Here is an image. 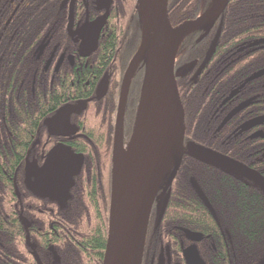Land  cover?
<instances>
[{
	"label": "trees",
	"instance_id": "1",
	"mask_svg": "<svg viewBox=\"0 0 264 264\" xmlns=\"http://www.w3.org/2000/svg\"><path fill=\"white\" fill-rule=\"evenodd\" d=\"M10 1L0 0V264H36L27 246V235L42 264H102L111 194V169L106 163L112 152L122 75L140 41L138 0H114V11L104 28L100 48L88 60V87L79 88L75 79V86L67 84V91L64 85L58 90L47 83L43 75L34 76L33 71L26 69L37 61L35 50L50 32L59 0H28L27 6L22 5L17 12L10 7ZM203 1L169 0L171 25L176 27L197 18L215 2L211 0L203 6ZM219 34L199 78L192 81L190 75L187 82L183 77L184 83H177L185 110V136L204 142L264 177V126L258 145L252 139L240 142L232 137L220 147V141L210 142V138H204L209 136L208 131H214L216 124L212 122L204 127L198 122L215 105L212 90L226 87L227 67L222 59L230 56L231 51L244 53L240 57L243 62L228 71L235 82L247 70L253 72L250 77L264 78V0H230L221 16ZM206 39L209 44L212 35ZM204 41L198 43L197 34L187 36L179 47L180 59L192 56L188 50L194 45L200 46L197 57L202 61L207 50ZM42 67L43 64L41 70ZM105 73L110 74L108 96L89 103L85 112L86 139L83 144L74 146L76 152L83 153L85 164L75 177L69 200L59 206L47 199L35 198L25 187L23 164L36 139L44 141L46 138L43 121L73 92V99L79 98H75V94L81 92L82 98L93 99ZM215 76L216 83H211ZM142 78L143 62L130 83L129 120L136 104L138 106ZM53 89L60 96L53 98ZM225 123L216 126V130L221 131ZM187 157L181 160L170 187L161 223L158 226L154 221L151 223L149 246H159L156 243L162 242L164 233H177L183 228L201 233L206 243L219 250L211 264H264L263 191L238 176ZM193 184L203 192L209 207L198 197ZM20 215L30 224L28 233L20 222ZM175 246L179 247V243ZM206 247L199 244L200 251ZM206 257L210 263L209 256Z\"/></svg>",
	"mask_w": 264,
	"mask_h": 264
},
{
	"label": "water",
	"instance_id": "2",
	"mask_svg": "<svg viewBox=\"0 0 264 264\" xmlns=\"http://www.w3.org/2000/svg\"><path fill=\"white\" fill-rule=\"evenodd\" d=\"M96 3L106 10L105 15L76 33L81 40L80 55L83 57L97 50L98 40L106 24L112 0H96ZM138 3L141 17V42L127 66L120 88L114 136V170L108 237L102 264H142L153 203L168 177L164 187V192H167L176 175L183 152L184 111L176 77L191 70L195 65L186 64L175 69L176 51L189 32L199 28L208 32L224 13L229 0H216L202 16L196 20L186 21L175 28L169 22L168 0H138ZM70 21H72L71 15ZM69 32L71 34L70 29ZM216 41L217 38L208 50L203 67L213 53ZM142 59L145 64L143 91L140 112L131 137L132 145L142 133L143 137L138 143L136 154L130 157L123 176L118 177L116 161L122 136L124 111L131 78ZM108 88L109 79L105 75L97 86L94 99L100 101L104 98ZM88 102L89 100L68 105L60 109L54 117L45 120L43 125L50 136L59 134L58 132L64 127H68L72 133H75L77 129L69 127L70 117L82 114L87 109ZM152 114L154 118L150 123L151 126L145 128ZM258 124L261 122L259 121ZM187 149L189 157L206 166L222 169L228 174L238 176L249 184L253 183L264 193V177L248 166L193 143H190ZM82 166V156L74 155L70 149L58 145L48 153L46 162L41 168H38L34 162L26 164L25 183L35 196L49 198L63 204L69 199V190L74 185V177L80 174ZM171 169L174 171L171 172ZM32 177L35 179L34 183L31 181ZM193 188L202 202L209 207L200 188L196 184H193ZM168 200L169 193L157 206L156 226L162 221ZM20 222L28 232L30 224L22 215H20ZM181 230L190 241L198 242L202 239L201 234ZM27 245L31 248L37 264H41L34 245L30 244L29 236H27ZM185 257L188 264L192 263L193 257L199 262L194 247L189 248ZM55 259L59 261L57 257Z\"/></svg>",
	"mask_w": 264,
	"mask_h": 264
},
{
	"label": "flooded vegetation",
	"instance_id": "3",
	"mask_svg": "<svg viewBox=\"0 0 264 264\" xmlns=\"http://www.w3.org/2000/svg\"><path fill=\"white\" fill-rule=\"evenodd\" d=\"M27 1L28 0H11L10 7L14 8V12H17L22 5L23 7L27 6L26 4ZM59 3H58L59 6L56 8L55 21L51 22L52 26L50 28L49 34L44 37L42 42L38 44L35 50L34 54H35V59L37 61L32 62V65L26 67V69L28 71H33L34 76L43 75L45 78H47V83L50 82V85L58 90H60L61 86L64 85L65 91H67L68 88L67 84L70 87L75 86L74 85V83L76 82L75 79H77L76 85L80 84L79 88L86 89L89 85V82L87 80V71H86L88 67L87 65L88 60L98 52L100 45L103 41L101 37L104 30L102 31L101 36L98 40L97 50L87 57H83L80 55L81 40H79V36L76 35V33L81 31L89 23H92L98 18L104 16L106 10L103 9L101 6H99L96 3V0H59ZM113 3L114 0H112V3L110 5L108 17L106 21H108L111 18L112 13L114 11L115 5L113 6ZM70 15L72 21H70ZM201 15H199L198 17H200ZM220 20H221V16L208 32H206L203 28H200L192 31L187 35V36H191L197 34L198 43L207 40L206 38L212 35V39L210 40L209 44L207 41H204L203 46H206L207 50L205 57L202 61H199L197 57L200 50V46L192 45L188 50V54L189 55L192 54V56L188 58L185 57L183 60L180 59L181 50H179L178 48L176 54L175 69H178L186 64H194L195 66L191 70L185 72L184 74L177 76L176 77L177 83L180 82L184 83V80H181L183 77H185V82H187V77L190 75H191L190 77L191 80L196 81V79H198L199 76L202 74V72L205 69V67H203V62L207 56L208 50L212 45L213 41L216 38L217 41L219 39ZM69 29L71 30V34L69 32ZM231 44L233 45L234 43L231 42ZM236 54L239 55L235 56ZM243 55L244 53L241 54L239 50L236 52L231 51L230 56L224 57L222 59L227 67V71L225 72V75H227L226 87L221 89L216 87L212 90V97L215 105L212 106L211 111L206 116L202 117L204 118L202 121L198 120V122L202 124L204 127H209V125L212 122H214V124H216L217 127L220 124H223L224 121L226 122L221 131L216 130V126H215L214 131L213 130L212 131L210 130L208 132L206 131L209 134V136L204 137V138H210L209 139L210 142L220 141V147L221 145H224L226 141L232 137L237 138V140H240V142L252 139V142L258 145L263 134L262 129L264 126V78L261 76L256 77V75L255 77L252 76L254 77L252 78L250 76L253 74V72H249V70H247L245 73H242L241 74L242 77L235 82L231 76V73L228 74V71L231 67H233L235 64L239 62H243L242 59L240 58L243 57ZM42 64L43 67L41 70ZM251 68H254V66H252ZM105 74H107L110 77L109 73H105ZM112 75L115 76L114 73H112ZM215 79H217L216 76L211 80V83H216L217 80ZM110 86H111V82L109 85V89ZM109 89H108V93H109ZM32 91H34V89H32ZM108 93L106 97L108 96ZM56 95H58V92L55 91V89H53L51 91V96L54 98ZM73 95L74 92L68 96V98L66 99L67 101H65V103L63 102V104L60 105L56 109V111L45 120L54 117L60 109L68 105H74L79 102L89 100L82 98L83 92H81L80 94H75V98L79 97L76 99H73ZM88 106L89 104L87 105V109ZM86 110L82 112V114L80 115H72L70 117L69 127L73 129H77L75 133H72L71 129H68V127H64L62 131L58 132L59 134L50 136L47 128H44L45 136H46L44 141L40 139H36L35 143L32 145V148L26 154V158L23 164L24 181L26 179V164L34 162L38 166V168H41L46 162L48 153L53 148L58 147V145H62L65 148L70 149L74 155L82 156L83 166H84L85 160L83 153L76 152L74 150L75 148L74 146L77 144L78 145L83 144L84 143L83 140L86 139V135L84 134L85 131L84 125L87 122V115H85ZM117 110H118V106H117ZM127 110H128V106L126 107L124 113L121 143L119 145L117 161H116L117 164L119 162V157H121L123 153V149L125 148V145L127 144V142L130 141L131 135L133 133L132 129L131 131L127 130V128L129 127L133 128V126H131V123L129 121ZM184 114H185V110H184ZM116 118H117V113L115 117V124H116ZM259 121L261 122V124H258ZM114 136H115V126L112 135V141H113L112 152L110 154L109 161L106 163V166L108 165V168L111 169V187H112V175L114 170V159H113ZM217 136H218V140H217ZM50 143L52 145H49ZM188 143L199 144L200 146L206 149L222 154L221 151L219 152V150L204 145L203 144L204 142L187 139L185 136V140H184L185 147L186 144ZM259 152L260 151H258L257 153ZM183 155L184 156L182 159L185 161L186 158H188L187 156L185 157V150ZM249 156H251V154H249ZM88 175H91V172ZM31 181L33 183L35 182L34 177L31 178ZM167 181L168 178L165 180L153 203L150 222L146 233V244L144 248L145 250L142 259V264H188L187 259L185 257V253L191 247L195 248V251L199 258V262H197V259H195L196 258L195 255V258L194 257L191 258L192 259L191 264H211V260L215 259V252H219V250L216 249L211 243H206L205 238L201 233H198L201 234L202 236V239L198 242L190 241L189 239H187L186 234L181 230H179V232L177 233L176 232L164 233L162 235V242L159 244L156 243V245L159 246H154L153 248L149 246L148 232L149 229L151 228V223L155 219L157 206L159 205V203L162 202V199L166 196V193L164 194L163 192L164 190L163 188L167 183ZM34 197L38 199H47L51 203L57 204L59 206L65 204V202H63V204H60L56 200H51L45 197H39V196H34ZM181 236L183 237L182 239H180ZM176 243H179V247L175 246ZM199 244H202L203 247L206 246L207 247L200 251ZM206 255L209 256L210 263L207 262ZM55 258L53 256V259L56 261ZM56 262L59 263V261Z\"/></svg>",
	"mask_w": 264,
	"mask_h": 264
},
{
	"label": "bare ground",
	"instance_id": "4",
	"mask_svg": "<svg viewBox=\"0 0 264 264\" xmlns=\"http://www.w3.org/2000/svg\"><path fill=\"white\" fill-rule=\"evenodd\" d=\"M190 33V32H189ZM188 33V34H189ZM186 34V33H185ZM184 34V35H185ZM188 34H186V35H188ZM185 35V36H186ZM142 62V60L139 62V63H141ZM154 111V107L152 108V112ZM153 118H154V115L152 114V116H151V118L149 119V121L147 122V125L145 126V128H149L151 125H150V123L152 122V120H153ZM150 125V126H149ZM139 149H140V146H139ZM137 150H138V144H135V142H134V144L131 146V150H130V153H129V155L126 157V159H125V163H124V165L123 166H118V177H121V176H123V174H124V169L126 168V166H127V163H129V161H130V157L131 156H133V155H135L136 154V152H137ZM185 150V155H187L188 156V149H187V147L184 149ZM184 150H183V154H184ZM180 166V165H179ZM174 171V169H171V172H173ZM177 171H178V169H177ZM145 244H146V240H145ZM145 250V249H144ZM143 255H144V251H143ZM143 259V258H142Z\"/></svg>",
	"mask_w": 264,
	"mask_h": 264
},
{
	"label": "rangeland",
	"instance_id": "5",
	"mask_svg": "<svg viewBox=\"0 0 264 264\" xmlns=\"http://www.w3.org/2000/svg\"><path fill=\"white\" fill-rule=\"evenodd\" d=\"M210 1H211V0H204V1H203V2H204L203 6H205L206 4H208ZM140 34H141V33H140ZM135 102H136V101H134V106H135ZM140 108H141L140 106L137 108V104H136L135 109H134V114H133L131 120H129L130 123H131V126H134V124L136 123V118H137V116H138V114H139V112H140ZM131 129H132V127L127 128L128 131H131ZM142 137H143V133H142V134L140 135V137L138 138V141H139ZM130 142H131V141H130ZM128 146H129V142H127V144L125 145V148L123 149V153H122L121 157H119V162H118V165H119V166H123L124 163H125V159H126V157L128 156L127 153H126V149L128 148ZM175 176H176V175H175ZM173 181H174V180H173ZM173 181H172V183H173Z\"/></svg>",
	"mask_w": 264,
	"mask_h": 264
}]
</instances>
